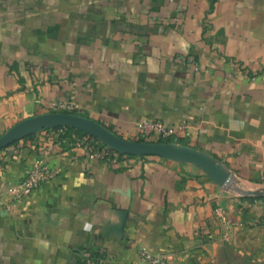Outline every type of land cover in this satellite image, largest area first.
I'll return each mask as SVG.
<instances>
[{
  "label": "crops",
  "instance_id": "obj_1",
  "mask_svg": "<svg viewBox=\"0 0 264 264\" xmlns=\"http://www.w3.org/2000/svg\"><path fill=\"white\" fill-rule=\"evenodd\" d=\"M59 101L123 138L142 118L183 124L177 141L233 184H264V0H0V133ZM31 135L0 149V181L40 157L59 170L0 209V264H83L86 249L143 264L140 249L203 258L221 242L264 264V197L229 194L189 163Z\"/></svg>",
  "mask_w": 264,
  "mask_h": 264
},
{
  "label": "water",
  "instance_id": "obj_2",
  "mask_svg": "<svg viewBox=\"0 0 264 264\" xmlns=\"http://www.w3.org/2000/svg\"><path fill=\"white\" fill-rule=\"evenodd\" d=\"M53 127H72L100 141L110 150L129 156H157L199 168L216 186L227 187L230 173L211 155L182 143L137 141L120 137L100 123L70 112L47 111L22 118L0 133V149L31 134ZM242 196L264 197V188L244 190Z\"/></svg>",
  "mask_w": 264,
  "mask_h": 264
},
{
  "label": "built area",
  "instance_id": "obj_3",
  "mask_svg": "<svg viewBox=\"0 0 264 264\" xmlns=\"http://www.w3.org/2000/svg\"><path fill=\"white\" fill-rule=\"evenodd\" d=\"M192 68L196 66L192 64ZM54 111L70 112L74 110V105L68 101H59L52 106ZM184 129L183 124L166 125L161 121L152 118H142L135 123L134 136L141 138V141H171L178 143V132ZM59 134L63 132L57 128ZM62 143L70 142L74 146L86 147L81 139L67 140L65 137L60 139ZM84 145V146H83ZM89 155L100 156V151H93L85 148ZM106 151L105 147H103ZM112 151V150H111ZM112 160L117 157L115 153L106 151ZM125 156V155H124ZM59 170L58 166H50L48 162L40 157L34 159L26 173L19 178H6L0 181V209L12 211L24 199V197L34 188L42 185L52 178ZM220 220L224 219L221 210H215ZM83 264H106L104 253L100 250L86 249L81 253ZM170 258L169 254L151 252L145 249L139 250V259L143 264H160Z\"/></svg>",
  "mask_w": 264,
  "mask_h": 264
},
{
  "label": "rangeland",
  "instance_id": "obj_4",
  "mask_svg": "<svg viewBox=\"0 0 264 264\" xmlns=\"http://www.w3.org/2000/svg\"><path fill=\"white\" fill-rule=\"evenodd\" d=\"M134 140L132 138H127ZM264 188V184L251 185L249 187H239L233 183L225 186L224 189L234 196H242L244 190H259ZM160 264H262L251 261L250 258L242 253L237 252L229 243L221 242L216 249L203 258H181L170 256L166 261Z\"/></svg>",
  "mask_w": 264,
  "mask_h": 264
},
{
  "label": "trees",
  "instance_id": "obj_5",
  "mask_svg": "<svg viewBox=\"0 0 264 264\" xmlns=\"http://www.w3.org/2000/svg\"><path fill=\"white\" fill-rule=\"evenodd\" d=\"M81 116H85L83 114H79ZM57 128H61L63 130V135L65 138L67 139H70L72 137L74 138H83V140L85 139V141H87V139H92L93 141L96 142V144H99L100 146L102 147H105L106 151L110 152L111 154L112 153H115V155L117 157H121V156H124L123 154H120V153H117V152H114V151H111L108 147H106L104 144H102L100 141L96 140L95 138H92L90 136H88L87 134H85L84 132L78 130V129H75V128H72V127H53V128H49V129H46V131H49V130H55ZM32 135H29V136H26V137H30ZM134 140H137V141H141L142 139L139 138V137H136V136H133ZM16 142V141H15ZM178 142V141H177ZM14 143V142H13ZM180 143V142H178ZM12 144V143H11ZM10 145V144H9ZM2 149V148H1ZM107 153V152H106ZM125 156H129V155H125ZM137 157H144V156H137ZM242 197H245V198H258V197H253V196H242Z\"/></svg>",
  "mask_w": 264,
  "mask_h": 264
},
{
  "label": "clouds",
  "instance_id": "obj_6",
  "mask_svg": "<svg viewBox=\"0 0 264 264\" xmlns=\"http://www.w3.org/2000/svg\"><path fill=\"white\" fill-rule=\"evenodd\" d=\"M81 219H84V218L82 217ZM112 223H118V219L116 216L114 217ZM82 227H83V230L85 232H92L93 223L88 222L86 219H84ZM95 234H99V229L96 230ZM70 238H71L70 232L64 234V239L66 242L69 241ZM36 244H37V246H39L40 248L45 249V250H47V248L50 246V244L47 240H43V239H39V238L37 239Z\"/></svg>",
  "mask_w": 264,
  "mask_h": 264
}]
</instances>
